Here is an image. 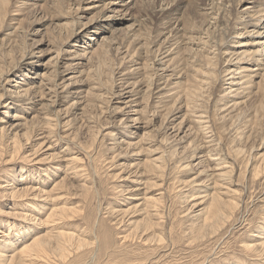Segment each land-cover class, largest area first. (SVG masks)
Wrapping results in <instances>:
<instances>
[{
    "label": "rangeland",
    "instance_id": "obj_1",
    "mask_svg": "<svg viewBox=\"0 0 264 264\" xmlns=\"http://www.w3.org/2000/svg\"><path fill=\"white\" fill-rule=\"evenodd\" d=\"M130 1L0 2V228L21 235L0 246L8 264H264V64L232 60L264 0ZM176 2L163 30L156 10ZM104 13L118 19L100 29ZM30 186L46 197H13ZM215 196L222 217L206 220Z\"/></svg>",
    "mask_w": 264,
    "mask_h": 264
},
{
    "label": "bare ground",
    "instance_id": "obj_2",
    "mask_svg": "<svg viewBox=\"0 0 264 264\" xmlns=\"http://www.w3.org/2000/svg\"><path fill=\"white\" fill-rule=\"evenodd\" d=\"M3 1H5V2H7V0H3ZM122 1V0H121ZM133 0H131L130 1V3L128 4H126V2H125V4L123 3L122 5H120V6H122V7H124L125 8V10H129L130 8L132 9V2ZM170 1V0H169ZM215 1V0H214ZM220 0H218V2H219ZM254 1H256V0H254ZM254 1H252V3L251 4H253L254 3ZM0 2H2V0H0ZM4 2V3H5ZM213 2V1H212ZM212 2L211 3H209V6H207L206 7V9H205V11H207L206 13H204V14H211L210 12H212V11H208V10H212V8H213V6L215 5V3H214V5L212 6ZM3 3V2H2ZM171 3V2H170ZM173 3V2H172ZM176 3H178L177 4V6H173V7H162L160 10L158 9V10H156V11H158L157 13H158V16H160L161 18H163V19H166V20H163V23H162V26H161V28L163 29V30H167V28L168 27H170V26H172L171 25V22L174 20V19H177L176 17H174V15H176L177 14V11H178V9H179V3L180 2H176ZM176 3H175V5H176ZM173 5H174V3H173ZM204 5H205V3H204ZM216 5H217V3H216ZM212 6V7H211ZM254 6L255 5H252V6H248V7H245V9H244V11L242 12V18H240V20L241 21H239L240 22V24H243V26H244V29H246L247 31H248V27H247V25H249V24H253V20L254 19H258V22H257V26H255L254 28H253V32L252 31H249L248 32V34H247V36H249V39L246 41V43H244V41H239L238 43L240 44V45H242V46H245V45H247L246 47H245V49H243V50H241V51H238V53H237V56H236V52L235 51H233V50H231V58L230 59H232V57H234V56H236V58H233L232 60H235L236 62H238V63H235V64H239V63H241V62H243L244 60H246L247 59V61L248 62H250L251 63V68H253L254 70H260L262 67V65L264 64V57H262L261 59H259V57H257L262 51H264V9H258V10H254ZM219 7V6H218ZM181 8V7H180ZM116 9V8H115ZM115 9H113L111 12H113L114 13V10ZM203 9V10H204ZM214 9V8H213ZM120 11L122 10V9H119ZM119 11V12H120ZM214 11V10H213ZM216 11V10H215ZM220 11V10H219ZM118 12V11H117ZM126 12V11H125ZM124 12V13H125ZM127 13V12H126ZM156 13V12H155ZM212 13H214V12H212ZM226 13V12H225ZM105 14L106 13H104V14H102V16H101V19H100V21L102 22L103 21V23L104 24H102L100 27V29H104V28H106L105 27V25H112V23H114V22H116L117 21V19H115L114 17H112V15H108V16H105ZM121 14V13H120ZM217 14H218V12H217ZM125 15V14H124ZM227 15V14H226ZM159 17V18H160ZM202 17V16H201ZM208 17V16H207ZM211 18V17H210ZM217 18V17H216ZM244 18V19H243ZM179 19V18H178ZM97 22H98V24L99 23H101L98 19L96 20ZM91 22V23H89L88 24V26L86 27V29L87 28H90L91 27V25L93 24V23H97V22ZM223 21V20H222ZM207 23V22H206ZM224 23V22H223ZM185 24V23H184ZM161 25V24H160ZM229 25V24H228ZM226 26H227V24H226ZM258 26H260V27H258ZM185 28V27H184ZM193 28V27H192ZM178 29V28H177ZM221 29V28H220ZM230 29H231V27H230ZM176 30V29H175ZM185 30V29H184ZM93 31V30H92ZM97 30L95 29V31H93V32H96ZM181 31V30H180ZM162 32V31H161ZM171 34V33H170ZM236 35H235V38H238V37H240V36H243L244 34H242V31H238V32H236L235 33ZM163 35V34H162ZM172 36V35H171ZM176 36V35H175ZM178 36H180V35H178ZM178 38V37H177ZM180 38V37H179ZM91 39H93V37L91 38ZM165 39H166V37H165ZM183 39V38H182ZM167 40V39H166ZM170 40V39H169ZM168 40V41H169ZM171 41V40H170ZM167 43V42H166ZM169 43V42H168ZM121 46V45H120ZM233 47V46H232ZM160 49V48H159ZM163 52V51H162ZM160 53V52H159ZM264 54V53H263ZM245 58V59H244ZM251 68H245L246 70L245 71H249V70H251ZM244 69V68H243ZM252 69V70H253ZM235 71H237L236 69L231 73V74H233V73H235ZM245 75V74H244ZM244 75H242V77L244 76ZM247 76V75H246ZM248 76H250V74L248 75ZM241 77V78H242ZM250 77H252V76H250ZM248 83H249V81L248 80H246ZM245 82V81H244ZM244 82H242V84H244ZM247 82L245 83V84H247ZM241 83V82H240ZM251 84H252V81L250 82ZM244 84V85H245ZM27 92V91H26ZM23 96V95H22ZM20 97V96H19ZM263 107H264V105H263ZM155 150H153L152 152H154ZM156 152V151H155ZM154 152V153H155ZM13 158V157H12ZM46 159V158H45ZM73 159V158H72ZM160 159H161V157H159V155H156V157H154L153 158V163L154 164H157V162H159L160 161ZM74 160H75V158H74ZM41 161V160H40ZM69 160H67L66 158H64L63 156H61L60 157V159H59V162L60 163H58L57 165H55L54 166V170H55V172H54V174H56L57 172L56 171H61V169H63V167H65L66 166V163L68 162ZM72 161V160H71ZM70 161V162H71ZM70 162H69V164H70ZM47 163V162H46ZM152 163V162H151ZM152 163V164H153ZM45 168V167H44ZM23 181V180H22ZM44 188V187H43ZM37 188H35L34 186H30V188H28V189H26L25 191L23 190L22 192H20L19 190H16L15 191V193H13V197H15V195L17 196V197H22V196H24V195H28L27 193H29L31 190L33 191V190H36ZM32 191L30 192V194H34V193H32ZM36 192V191H35ZM45 194V191H44V189H40V190H38V192L37 193H35L34 194V197H35V199H36V197L38 198V199H41V198H43V196H45L44 195ZM29 196H31V195H29ZM12 197V198H13ZM28 197V196H27ZM46 197V196H45ZM34 198H33V200H35ZM46 199V198H45ZM44 199V200H45ZM44 200H39V202L41 201H44ZM219 202H221V199H220V197L219 196H215L214 198H213V202H212V206H211V213H208V216H207V218H206V220H208V219H212V220H218V221H220L219 219H220V217H222V211H219V209H218V204H219ZM28 206V205H27ZM38 206H40L41 208H40V210H44L45 209V204L44 203H39V205ZM35 211L36 212H40V211H38V209H35ZM224 214V213H223ZM29 215V214H28ZM25 217L26 215L24 214V215H22V217ZM36 218H37V216H33V217H30V220L32 221V220H36ZM217 221V222H218ZM38 222V221H37ZM35 223V222H34ZM41 223V222H40ZM0 224H2V223H0ZM30 224V223H29ZM38 224V223H37ZM40 225V224H39ZM11 226V225H10ZM9 226V227H10ZM8 230H10V228L8 229ZM0 233H3V236H5L6 238L3 240H0V246H4V245H10V246H12V244L13 243H15V239H17L18 238V236H21V235H18V233L15 235V236H10L12 233H7V231H5V230H3V231H1V228H0ZM15 234V233H14ZM9 236V238L12 240V241H7L6 239H7V237ZM54 237H55V241L57 242V247L60 249V251H58V252H62V257H65L66 255H68L67 254V251H68V249H67V245H66V241H69L70 240V236H68V234H66L65 232H58L56 235H54ZM19 240V239H18ZM54 240H53V242H54ZM44 241H46V244H44ZM52 241V239L50 238V240H49V242L46 240V238L43 240L42 238H36L35 240H34V243L32 244V245H34V247L37 249H35L34 247V249L37 251L36 252V259H45V260H47V258H48V256L50 255V250H52L53 248H52V245H50V242ZM47 242H48V245H47ZM64 242H65V244H64ZM71 243V242H70ZM59 245V246H58ZM249 245V244H248ZM247 245V246H248ZM69 246V245H68ZM250 246V245H249ZM251 248V247H250ZM4 250H6V248H1L0 247V264H8V259H7V255H6V253L4 252ZM253 250V249H252ZM61 254V253H60ZM262 254V253H261ZM14 256H15V253H14ZM14 256H12L11 257V260L14 258ZM47 262V261H46Z\"/></svg>",
    "mask_w": 264,
    "mask_h": 264
}]
</instances>
